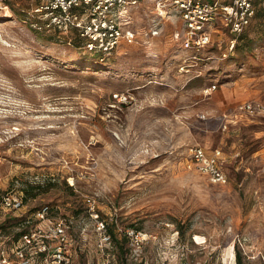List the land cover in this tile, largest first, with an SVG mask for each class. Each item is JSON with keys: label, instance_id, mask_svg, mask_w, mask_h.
<instances>
[{"label": "rangeland", "instance_id": "obj_1", "mask_svg": "<svg viewBox=\"0 0 264 264\" xmlns=\"http://www.w3.org/2000/svg\"><path fill=\"white\" fill-rule=\"evenodd\" d=\"M7 4L0 10V195L39 187L23 208L0 207V238L10 244L26 228L46 227L34 211L51 204L49 218L67 224L70 259L53 264H119L111 245L100 246L85 202L94 196L119 231L151 236L138 249L128 244L131 264H240L239 253L241 264H264V2L233 58L229 32L214 35L216 62L183 47L175 16L151 33L155 0L132 9L136 38L104 62L41 20L34 1ZM220 68L230 73L222 81L214 74ZM247 101L260 110L241 114ZM196 144L225 152L228 184L196 168Z\"/></svg>", "mask_w": 264, "mask_h": 264}, {"label": "built area", "instance_id": "obj_2", "mask_svg": "<svg viewBox=\"0 0 264 264\" xmlns=\"http://www.w3.org/2000/svg\"><path fill=\"white\" fill-rule=\"evenodd\" d=\"M36 3L33 13L47 25L64 33L71 32L80 41L81 47L90 52H103L110 56L123 42L131 43L136 38V29L132 26V9L145 0H32ZM264 0H155L157 17L150 25L151 33L159 35L161 19L175 16L184 26L182 45L198 54L206 46L215 42L214 35L220 29L230 34L227 50H235L237 37L252 23L257 12V2ZM9 9L7 0H0V10ZM71 39H73L71 37ZM226 55V54H225ZM216 84L203 88L205 93H212ZM118 100H127L124 93H116ZM254 101L241 104V114L254 115L260 110ZM203 118L206 116L201 114ZM227 128V123H224ZM191 159L196 168L207 174L210 181L228 184L230 176L226 171L225 152L220 147L213 151L201 144L190 150ZM23 191H6L1 194L0 207L15 211L24 207ZM89 215L95 220L96 230L100 234V246L111 241L107 230V221L101 217L98 201L94 196L85 199ZM35 213L40 220H47L48 225L35 226L24 232L18 240L8 243L0 238V264H53L69 262L66 252L67 224L63 218L50 219V206L43 205ZM130 244L140 248L151 236L137 231L133 227L125 229ZM1 234V232H0ZM41 259H37L40 258ZM55 260H53V259Z\"/></svg>", "mask_w": 264, "mask_h": 264}, {"label": "trees", "instance_id": "obj_3", "mask_svg": "<svg viewBox=\"0 0 264 264\" xmlns=\"http://www.w3.org/2000/svg\"><path fill=\"white\" fill-rule=\"evenodd\" d=\"M261 3H263V2L262 1L257 2V5H259ZM38 24H39V22H36L34 25L37 26V27H39V28H43V25L42 24H40V25H38ZM248 28L242 34H240L237 37L236 46L234 48L235 50L230 55H228V56H230L229 59L230 58H233L236 55L237 50H239V48L241 46L240 40H242V39H244L246 37V35L248 34L247 33L248 32ZM246 43H247V41H246ZM212 46H213L212 44L206 46L204 49L201 50L200 55H201L202 51L204 50V54H206V56L209 57L210 59L212 58L213 60H211V61L216 62V57H215L216 56L215 55L216 49H215V47H212ZM80 47H81V44H80ZM115 50L113 51V54H116V51ZM83 52L86 53V55L87 54L88 55H91L98 62L99 61L100 62H104V61L110 59L111 56L113 55V54H111L110 56H106L101 51L100 52H90V51H87V50H84V49H83ZM219 60H221V57L219 58ZM204 62H206L205 64H203L204 66L206 64H208L207 60H205ZM220 62L221 61H219V64H220ZM209 64H210V62H209ZM239 66H238L239 68H243L244 65L242 64V65H239ZM219 71L220 72H218V73L215 72L214 74H217L218 75V77H219L218 80H220V81H222L223 79H225V77L230 74V73L222 72L223 69H221V68L219 69ZM38 187L39 186L29 185L28 187H26L24 189V191L22 190L23 193H24V195H25L24 196V202H26L29 197H35L38 194V192L36 191ZM0 197H1V195H0ZM48 205L50 206V213H52L54 211L53 210V206L51 204H48ZM42 206H40L39 208H41ZM38 209L36 211H38ZM36 211H34V212H36ZM29 229L30 228H28V229L26 228L25 230L21 231L18 234V237L16 238V240H18L23 235V233L26 232V231H28ZM107 230L109 231L108 233L111 235V241H110V243L108 245H111V247L114 248L113 250L115 251V253H117V255H118V259L117 260H118L119 264H131L129 262V260H128L129 259L128 250H130L129 247H128V244L130 243V238L126 234L127 232H125V229L124 230L121 229L119 231V228H118L116 222H112V225H111V223L107 221ZM0 232H2V229H0ZM108 245H106V246H108ZM237 258H239V263L241 264V255H240V253L237 254ZM136 264H144V263L143 262H140V263H136Z\"/></svg>", "mask_w": 264, "mask_h": 264}, {"label": "crops", "instance_id": "obj_4", "mask_svg": "<svg viewBox=\"0 0 264 264\" xmlns=\"http://www.w3.org/2000/svg\"><path fill=\"white\" fill-rule=\"evenodd\" d=\"M43 264H46V263H43Z\"/></svg>", "mask_w": 264, "mask_h": 264}]
</instances>
